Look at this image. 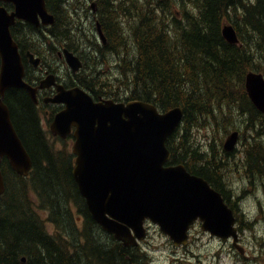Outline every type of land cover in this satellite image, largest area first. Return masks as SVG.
I'll return each mask as SVG.
<instances>
[{
	"label": "trees",
	"instance_id": "16d2710c",
	"mask_svg": "<svg viewBox=\"0 0 264 264\" xmlns=\"http://www.w3.org/2000/svg\"><path fill=\"white\" fill-rule=\"evenodd\" d=\"M45 1L55 17L48 30L66 40L69 49L75 43L84 51L85 72L77 75L82 89L96 101L139 100L162 112L182 107V122L166 141L172 154L168 163H182L203 177L236 212L222 181L223 162L213 150V156L200 153L187 136L190 127L206 121L226 132L233 122L224 118V108L231 113L237 106L234 113L239 117L249 114L248 128H252V113L260 116L247 97L244 82L246 74L260 72L264 62V0H97V15L106 37L102 46L80 37V22H74V15H79L69 13L66 0ZM224 23L235 28L238 44L224 41ZM20 27L24 28L21 32ZM37 31L21 22L12 28L21 53ZM109 55L117 57L113 82L103 71ZM25 69L29 80L31 68ZM5 101L33 166L28 177H22L2 161V173L6 164L7 175L0 195V264H142L144 255L138 248L123 246L92 220L72 177L73 156L53 149L27 93L9 89ZM67 142L62 145L66 147ZM250 151L249 176L251 169L261 170L262 160L259 151L252 157ZM224 154L231 156L232 152ZM71 206L82 218L81 229L73 225ZM40 211L48 212L53 234L39 217ZM238 221L241 224L240 217Z\"/></svg>",
	"mask_w": 264,
	"mask_h": 264
},
{
	"label": "water",
	"instance_id": "95a60500",
	"mask_svg": "<svg viewBox=\"0 0 264 264\" xmlns=\"http://www.w3.org/2000/svg\"><path fill=\"white\" fill-rule=\"evenodd\" d=\"M6 4L13 9L8 11ZM16 21L38 28L54 25L55 18L45 0H0V195L5 191L4 159L23 177L33 165L11 121L5 94L9 89H22L36 103L38 89L54 86L51 102L64 107L54 115L50 132L61 139L73 136L72 177L91 218L104 232L125 247H137L146 238L144 223L149 220L179 247L187 245L188 229L199 220L202 231L222 241L232 238L234 247L243 253L233 210L221 193L206 180L189 174L184 165H166L170 159L166 141L182 121V107L160 112L155 105L139 100L95 101L79 87L65 89L53 75L42 79L38 87L31 86L24 81L22 57L11 33ZM98 35L106 43L99 26ZM221 35L230 45L239 42L230 24L222 26ZM63 54L72 72L82 68L73 53L64 49ZM27 57L34 67L40 63L29 52ZM245 91L264 114L263 75L248 72ZM238 136L236 131L227 136L225 152L235 149Z\"/></svg>",
	"mask_w": 264,
	"mask_h": 264
},
{
	"label": "rangeland",
	"instance_id": "374dc122",
	"mask_svg": "<svg viewBox=\"0 0 264 264\" xmlns=\"http://www.w3.org/2000/svg\"><path fill=\"white\" fill-rule=\"evenodd\" d=\"M81 2L84 7L89 6L88 0H68L69 13L77 11L79 15L77 17V15L73 14L76 16L74 17L75 22H81L80 18L84 16V11L78 8ZM86 14L89 21L83 23L85 28L84 32H87V34L91 33V35L92 33L95 34V28L93 27L94 19L91 18L90 12H86ZM85 19L86 16L83 22ZM108 57V62L104 65L103 71L108 74L110 81L113 82L116 76L114 74L117 73L115 65L117 57L115 59L111 58L110 55ZM58 65L61 71L65 72L67 69L66 64L58 61ZM259 71L258 73L264 77V62H261ZM232 109L231 114L227 108H224V118L227 122H233L232 126L226 132L219 131L215 123L213 125L209 124V121H206V123L200 126L190 127L188 129L187 139L191 145L198 148L200 153L213 156V152H215L217 159L223 162L222 181H224L223 183L231 193L230 201L234 203L235 210L242 224L239 223L238 226L242 227L238 231L240 245L244 250L243 254L233 249L230 243L224 244L218 238L212 237L202 231L199 224L191 230L192 240L190 244L184 248H179L173 246L169 237L163 234L157 225L147 223V237L137 247L140 253H145L142 264H264V256H260V249L262 247L260 244L264 241V212L262 213L261 220L257 224L252 225L251 223L260 214L258 200H263L264 202V171L254 173L252 174V178H250L245 170L244 162L247 150L249 145L252 144V141L260 140L264 142V118H260V121H257L255 124V130H252V128L246 126L247 120L250 118L249 114L239 117L237 112L234 113L237 110V106L232 107ZM39 116L41 127L47 133L53 149L55 151L66 150L68 153H71V141L69 140L65 147L62 145V142L54 139L48 133V119L43 110H39ZM252 118L258 119L253 116ZM241 119L245 124L241 123ZM232 131L239 132V140L232 155L225 156L223 144L227 135ZM181 134L182 131L179 132L178 136H181ZM3 169L7 172L6 164H4ZM6 172H4V176L7 175ZM29 195L32 197L31 201L34 202L33 194L30 193ZM71 209L73 211V225L77 229H81L83 227L82 218L78 215L74 206H71ZM38 215L46 225L47 231L53 234L54 228L48 222V212L40 211ZM66 235L68 236V234ZM103 239H105V236L102 237ZM254 257L257 258V261H254Z\"/></svg>",
	"mask_w": 264,
	"mask_h": 264
},
{
	"label": "flooded vegetation",
	"instance_id": "af4514ba",
	"mask_svg": "<svg viewBox=\"0 0 264 264\" xmlns=\"http://www.w3.org/2000/svg\"><path fill=\"white\" fill-rule=\"evenodd\" d=\"M88 2H89V6L84 7L83 3L81 2L79 4V7H78L79 9L84 11V16L82 18H80V20L82 22V23L80 22V27L82 29L81 33H80V37H87L90 40H94L100 46H102V44L100 43L101 42L100 41V37L98 35V26H99V28H100V30L102 32H103V30H102V26H101V23L99 22L98 15H97V0H88ZM65 3H67L66 4V6H67L68 5V0H66ZM68 10H69V8H68ZM86 12H90L91 18L94 19L93 27L95 28V34L92 33V35H91V33L87 34V32H84L85 28L83 26V23H86L87 21H89L88 20L89 18L87 17L88 13L86 14ZM85 16H86V19L83 22ZM75 25H77V23H75ZM20 28H21L20 32L23 31L24 28H22V27H20ZM48 28L47 27H38V28L35 27V29H37L38 31L36 32V34L35 33L32 34L34 36L32 38V40L29 39V41H28V43H30V44H28L29 48L26 49L23 53H21L20 48H19V51H20V54H21V57H22V61H23L24 65H25V68L26 67H30L31 68V72H30V75H29V80H27V79L26 80L33 87H37L40 84V82H41V80L43 78H45L48 75H53L55 82L57 84L62 85L65 89H71V88H74V87L82 88L78 84L77 75L81 71L85 72V70H84V62H83V57H82V54H83L84 51L81 49V47L77 46L75 43L74 44L70 43V45H72V48L69 49L67 47L68 44L66 43V40H64L63 38H59L58 36H56L55 33H51L48 30ZM71 30L74 31V33H75V32H77V27H72ZM64 49H67L68 51L73 53L81 61L82 68L78 72H75V73L72 72L71 69L69 68V66L67 65V63L65 61L64 54H63ZM28 52L32 53L36 58L39 59L40 63L38 64L37 67H34V66H32L29 63V60H28V57H27V53ZM58 61L66 64L67 69L65 70V72L61 71V68L58 65ZM21 91H23V90H21ZM55 94H56V88L54 86H51L49 88H44V89H38L37 93H36V99L37 100H36V103H34L32 101V99L30 98V96L28 95V93H27V95L30 98V100L32 101V103L38 109V116H39V110H43L44 111V113L46 115V118L48 119V122H47L48 123V127H49V125H50V123L52 121V118H53L54 114H56V112L60 111L64 107L61 104H54V103L51 102V99L55 96ZM5 100H6V95H5V98H4V102L6 103ZM252 107L255 108L253 105H252ZM49 108H50V110H49ZM256 111L259 112L257 109H256ZM252 116H253V113H252ZM39 118H40V116H39ZM257 118L258 119H253L252 118V130H255L254 129L256 127L255 124L257 123V121H260V118H264V115L260 113V116H258ZM252 139H253V136H252ZM69 140L71 141V143H73L72 136H71V138ZM248 149L251 150L249 152L251 157L256 154V151H259L260 160H261V157H262V160L259 161V164L261 166L260 167L261 170L256 169L255 171H252V169H251L250 178H252V174L260 173V172L264 171V142L260 141V140L259 141L255 140L254 142L252 141V144L249 145ZM244 162H245V170L247 171V165H246V163H247V153H246ZM186 170L191 175L203 178L201 176H198V175L194 174L193 172L189 171L188 169H186ZM258 203H259V209H260V214L261 215L259 214L258 218L251 222L252 225L257 224L261 220L262 213L264 212V202H263V200H258ZM263 223H264V221H263ZM198 224H199V227L201 229L200 222L197 221L190 228V230L188 232V238H189L188 239L189 240L188 245L190 244V242L192 240L191 234H190L191 230L193 229L194 226H196ZM212 237H214V236H212ZM239 241H240V239H239ZM221 242L224 243V244L230 243L232 248L237 250L231 244L232 243L231 240H227L226 242H223V241H221ZM260 245H262V247L260 249V256L261 255L264 256V241H262V243ZM181 248H184V247H181ZM141 254H143L145 256V253H141ZM254 258H255L254 261H257V258L256 257H254ZM196 264H201V263H196Z\"/></svg>",
	"mask_w": 264,
	"mask_h": 264
}]
</instances>
